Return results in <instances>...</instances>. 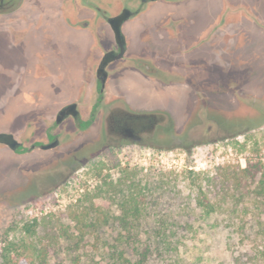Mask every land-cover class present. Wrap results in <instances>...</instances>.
I'll list each match as a JSON object with an SVG mask.
<instances>
[{"label": "flooded vegetation", "instance_id": "flooded-vegetation-1", "mask_svg": "<svg viewBox=\"0 0 264 264\" xmlns=\"http://www.w3.org/2000/svg\"><path fill=\"white\" fill-rule=\"evenodd\" d=\"M188 13L208 20L203 23L195 19L188 24L184 19ZM120 16L124 20L115 22ZM115 26L120 28L119 36ZM189 27H203L209 42L219 34L243 37L249 54L243 78L248 91L243 89V79L234 76L217 77L214 82L205 75L198 81L191 74L180 75L191 88L186 95L191 98V107L186 109L188 118L180 125L187 131H199L194 127L201 125L203 116L220 114L214 106L220 99L247 104L248 96L254 95L249 80L256 72L261 75L264 44L262 53L261 49L258 53L249 49L255 46L254 35L264 38V0H0V131L16 132L22 143L17 151L5 145H0L1 150L13 156L35 149L50 150L51 156L55 148L31 147L60 140L65 132L75 134L79 129L83 131L81 136L91 134L93 138L97 132L93 133L91 127L102 117L107 118L110 132L116 133L111 140L115 146L129 141L145 144L144 135L155 123L147 110L157 108L132 104L127 84L133 81L136 70L131 68H137L140 74L157 71L162 75L167 48H196L192 39L185 38ZM232 46L235 51L224 73L233 75L235 66L242 63L238 49ZM107 53L113 59L105 66L103 84L98 68ZM178 62L182 66L183 62ZM198 71L205 72L202 67ZM77 99L82 101L77 116L65 117L57 128L60 110ZM89 100L92 103L88 104ZM24 116L29 119L27 123ZM41 116L50 117V124L42 126L47 121L36 127ZM214 126L208 123L205 130ZM27 128L30 136L17 134V129L27 132Z\"/></svg>", "mask_w": 264, "mask_h": 264}, {"label": "rangeland", "instance_id": "rangeland-1", "mask_svg": "<svg viewBox=\"0 0 264 264\" xmlns=\"http://www.w3.org/2000/svg\"><path fill=\"white\" fill-rule=\"evenodd\" d=\"M51 81V87L55 89L54 80ZM249 82L254 93L250 96L249 105L237 104V101H232L234 99H220L214 104L220 114L203 116L199 120L201 125L194 127L199 131L188 130L180 134L159 132L145 144L127 142L115 146L112 136L103 132L100 119L91 127L97 135L93 134L92 138L91 134L81 136L79 130L75 135L65 132L62 144L52 151L51 156L50 150L38 149L13 156L0 148V264H108L103 252L97 249V237L101 235L99 240L106 243L115 241L121 226L118 219L122 215L121 196L109 192L94 197L92 203L80 202V199L105 179L118 178L126 170L140 169V175L134 177H143L141 183L146 182L148 174L153 178L157 174L171 176L166 191L156 188L153 192L161 202L155 203V209L160 210L167 203L166 199H170L177 209L190 207L192 212L196 209L197 173L213 177L220 170L232 166L264 163V65L261 75L256 72ZM254 98L258 101L255 102ZM188 107L177 108L176 117L182 122L188 118ZM26 117L23 120L27 123L29 119ZM39 118L36 127L47 121L42 126L50 124V117ZM208 123H213L214 129L205 130ZM98 127L101 133L97 131ZM17 134L30 136V130L27 128V132H20L17 129ZM260 175L261 172L258 177ZM132 180H127V183ZM112 195L115 197L110 198ZM78 205L82 206L77 208ZM86 208L98 209L99 224L104 228L99 234L89 232L82 236L78 231L74 211ZM50 220L56 225L60 220L70 230V237L61 238L58 246L50 245ZM209 221L220 226L230 222L225 214L209 220L197 218L194 222L207 227ZM206 231L187 239V246H180V254L191 263L236 264L234 245L239 247L238 252L252 254L250 244H237L239 239L236 236H233L230 246L226 238L228 230L212 231L208 228ZM42 243L46 252L40 258L33 245Z\"/></svg>", "mask_w": 264, "mask_h": 264}, {"label": "trees", "instance_id": "trees-1", "mask_svg": "<svg viewBox=\"0 0 264 264\" xmlns=\"http://www.w3.org/2000/svg\"><path fill=\"white\" fill-rule=\"evenodd\" d=\"M140 171L138 168L126 170L118 178L105 179L101 185L86 191L80 199V202L92 203L94 197L104 196V193L111 192L121 196L122 215L118 217L121 226L115 241L106 243L99 240L101 235L97 237V249L103 252L108 264H193L180 254V246H187V239L206 233L208 228L212 231L228 230L226 238L230 246L235 238L233 236L238 237L239 245L250 244L252 254L238 252L239 247L234 245L233 259L236 264H264L263 162L249 163L246 167L236 165L225 168L213 177L197 173L195 183L198 192L193 213L190 212V207L177 209L170 199H166L167 203L160 210H156L155 203L157 205L160 199L153 192L156 188L165 190L171 183V176L157 174L153 178L147 173L146 182L141 183L143 177L135 179ZM130 179H133L132 182L127 183ZM114 197L112 195L110 198ZM88 209H77L73 215L82 236L89 232L99 234L104 229L99 224L98 209ZM221 214H225L230 220L226 226L209 221L205 227L204 224L196 225L194 222L197 218H219ZM190 216L193 217L190 219ZM58 222L56 225L50 220L48 236L50 245L53 246L60 245L61 238L70 237L69 227L60 220ZM43 245L44 243L40 244L41 247L38 244L33 245L40 258L46 252Z\"/></svg>", "mask_w": 264, "mask_h": 264}, {"label": "crops", "instance_id": "crops-1", "mask_svg": "<svg viewBox=\"0 0 264 264\" xmlns=\"http://www.w3.org/2000/svg\"><path fill=\"white\" fill-rule=\"evenodd\" d=\"M192 14L193 13H188L186 18H184L188 24L189 22L193 23L195 19H197V22H205L208 20V18L203 15H198L197 18H194L193 15L195 14ZM185 34L187 40L192 39L190 42L196 43V48L190 50H188V48L177 50V47L167 48L164 59L166 62L162 67V75L153 73L140 74L137 72L139 71L137 68H131L136 70L133 71V74L136 76L133 78V81L127 84V89L130 94L128 97L131 99L133 105L148 109L166 108L171 110L172 114L176 116L178 106H191V98L186 96L189 94L191 88L189 85L184 84V81H181L180 75L191 74V77H195L197 81L200 80L199 78L204 77L207 79L213 78L214 82L218 80L216 79L217 77L231 78L234 76V78L243 79L246 76V64H248L246 60L249 54H247V45L242 42L243 37L238 38L233 37L231 34L225 36L219 34L215 36L213 42H209V36L206 34L203 27H189L185 30ZM254 42L255 46L251 47L249 51L251 53H258L260 51L259 49H261L262 53L264 44L263 36L261 35L260 38H258V35H254ZM200 43H202V45L199 46ZM238 44L241 49H239ZM232 45L238 49L239 60L241 59L240 63H242H238V65L235 66L237 71L234 69L233 75L230 71L224 73V67L228 66L231 54L235 51ZM179 60L183 62L182 66L179 64ZM188 63L192 65V67H186ZM172 64H174V66H172ZM200 67L205 70L202 74L198 71ZM249 67L254 68L255 66ZM137 76L139 77L136 78ZM243 83V89L248 91L249 86H247L248 83L245 79H243Z\"/></svg>", "mask_w": 264, "mask_h": 264}, {"label": "water", "instance_id": "water-1", "mask_svg": "<svg viewBox=\"0 0 264 264\" xmlns=\"http://www.w3.org/2000/svg\"><path fill=\"white\" fill-rule=\"evenodd\" d=\"M117 19L118 20L115 19V22L116 21L121 22V21L124 20L123 16H120ZM115 30H116V32H117V34L119 36L120 33H121L120 28L115 26ZM123 53H124V51L122 50L120 54H123ZM110 56H111V53H107L104 56V58H103V60H102V62L100 64V67L98 68V73L100 75L102 74L103 84L105 82V72H104L105 71V66L109 62V60L113 59V58H110ZM119 56H121V55H119ZM150 73H155L156 75H158L157 71H154V72L150 71ZM247 101L249 103H247V104L243 103L246 106L251 103L250 102L251 101L250 96H248V100ZM254 101L257 102L258 100H254ZM86 102H87V98H86ZM81 103H82L81 99H79V100L77 99L73 103L71 102V103L63 106V108L60 110L59 114L57 115V118H56V121H55V125L56 126L58 125L57 128H59V124L62 122V120L65 117L70 116L71 114H73V116H75V117L77 116L78 106H80ZM89 103H92V101L89 100L88 104ZM215 108H217V107H215ZM244 108L246 110V107H244ZM216 110H218V109H216ZM147 111H149V113H151V116H153L155 118V123H154V125L151 128L152 131H150V133L149 132L145 133V135H144L145 142L149 141L151 137H155L159 132L168 133V134L169 133L180 134V132L187 131L180 125L181 124V120L179 118H177L176 116H174L172 114L171 110L166 109V108H157V109H154V110H147ZM156 118H158V119L156 120ZM100 119H101V122H102L101 127H102L103 132H105L106 135H110V137L111 136H115V134H116L115 132L114 133L110 132L111 130H110L109 126H108L109 123L107 121V118L102 117ZM100 119H98L97 121L99 122ZM53 120H54V117H53ZM79 132H83V131H80V129H79ZM15 134H16V132L0 131V145L1 146L5 145V146L11 148L14 151H17L18 147L22 143H21L20 140H18V138H16ZM171 135L174 136L173 134H170V136ZM24 137H26V136H24ZM111 140H112V138H111ZM179 140H182V139H179ZM62 142H63V139L60 138V140H56V141H53V142L48 143V144H43L41 142L39 144L33 145L31 148L32 149L34 147H40V148H43V149L57 148L58 146H60L62 144ZM113 143H115V142H113Z\"/></svg>", "mask_w": 264, "mask_h": 264}]
</instances>
